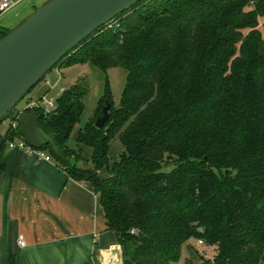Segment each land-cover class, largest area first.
I'll list each match as a JSON object with an SVG mask.
<instances>
[{
    "label": "trees",
    "instance_id": "16d2710c",
    "mask_svg": "<svg viewBox=\"0 0 264 264\" xmlns=\"http://www.w3.org/2000/svg\"><path fill=\"white\" fill-rule=\"evenodd\" d=\"M261 17L264 0H141L53 67L88 63L104 74L97 109L72 146L84 80L64 88L49 115L23 110L39 115L61 157L42 148L99 197L121 264H264ZM112 67L126 71L118 106L109 98ZM106 100L109 119L98 128ZM14 137L17 125L6 135ZM112 140L121 150L110 163ZM199 239L216 247L213 258L198 255L191 242Z\"/></svg>",
    "mask_w": 264,
    "mask_h": 264
},
{
    "label": "crops",
    "instance_id": "0c3cea01",
    "mask_svg": "<svg viewBox=\"0 0 264 264\" xmlns=\"http://www.w3.org/2000/svg\"><path fill=\"white\" fill-rule=\"evenodd\" d=\"M11 1L13 5L0 14V28L7 31L47 0ZM62 77L59 68H53L32 95L28 94L33 88L26 93V105L41 96L56 98L66 88ZM47 79L51 85L45 83ZM26 105L15 106V112ZM2 121L0 264H101L107 262L112 247L118 248L121 264L120 245L114 232L106 228L104 210L89 183L70 177L54 159L45 161L25 150L9 148L6 135L16 123ZM80 128L70 138L74 140ZM85 151L89 153L88 148ZM19 235L24 238L23 246L18 243Z\"/></svg>",
    "mask_w": 264,
    "mask_h": 264
},
{
    "label": "water",
    "instance_id": "95a60500",
    "mask_svg": "<svg viewBox=\"0 0 264 264\" xmlns=\"http://www.w3.org/2000/svg\"><path fill=\"white\" fill-rule=\"evenodd\" d=\"M141 0H47L0 38V121L9 118L31 146L49 145L61 157L51 137L39 127L35 111L11 113L17 102L57 62L101 25ZM105 101L94 125L109 119ZM170 158V156H168ZM118 248L109 250L107 262L119 264Z\"/></svg>",
    "mask_w": 264,
    "mask_h": 264
},
{
    "label": "rangeland",
    "instance_id": "374dc122",
    "mask_svg": "<svg viewBox=\"0 0 264 264\" xmlns=\"http://www.w3.org/2000/svg\"><path fill=\"white\" fill-rule=\"evenodd\" d=\"M158 3H160L162 0H155ZM147 4V2H145ZM151 3V2H150ZM144 6H141V9H143ZM1 14V13H0ZM3 16V13L1 14ZM264 17L260 18V29L264 33ZM57 68V67H55ZM59 72L61 75H63L61 79V83L65 85L66 87L71 86L72 84L84 80L86 83L87 93L83 98V110L81 112V115L79 117V121L76 123L72 130V135H74L75 131L79 127H83L89 119H91L97 109L98 106V100L104 93V79H103V72L94 67L91 66L88 63H79L74 64L68 67H61L59 68ZM48 74V73H47ZM46 74V75H47ZM106 78L108 80V87L110 91L109 98L113 102L114 106H118L120 103V98L122 94V90L124 88L125 79H126V71L121 67H112L107 69L106 72ZM42 80L33 87L30 94L32 95L33 91L40 85ZM28 95L23 96L16 104L17 108H23L26 105V101L28 99ZM102 106L104 103L101 104ZM97 115H100V109L96 112ZM96 115V116H97ZM3 123H9V118H5ZM74 140L72 138L69 139L68 144L70 146L73 145ZM121 145L118 140H112L110 142L109 146V162L112 163L118 158V153L120 152ZM83 155L86 156V151L83 150ZM73 159V158H72ZM80 165L83 163L82 161L78 162ZM89 163V162H88ZM90 164V163H89ZM101 174H104V170H101ZM191 245L196 248L198 255H200L202 258H213L216 254V247L215 246H209L207 244L205 245H198L197 242L193 241L191 242ZM184 253L185 250H182V256L181 261L184 259Z\"/></svg>",
    "mask_w": 264,
    "mask_h": 264
},
{
    "label": "built area",
    "instance_id": "2783aa9c",
    "mask_svg": "<svg viewBox=\"0 0 264 264\" xmlns=\"http://www.w3.org/2000/svg\"><path fill=\"white\" fill-rule=\"evenodd\" d=\"M13 5V2L11 0H2L0 1V13L9 9ZM45 83L48 85H51L52 83L50 80H45ZM26 108L34 110L39 109L43 114L49 115L51 114L54 109L56 108V101L55 97L53 96H41L40 98L31 99L28 101ZM16 125L14 124L13 127ZM7 146L9 148H19L22 150H25L29 153L34 154L38 159H42L45 161H52L53 157L49 154L48 151H46L43 148H35L31 145H29L22 137L13 138L7 142ZM131 232H134L132 229ZM198 245H205V242L203 240H197L196 241ZM18 243L19 245L23 246L25 245V241L22 235L18 236Z\"/></svg>",
    "mask_w": 264,
    "mask_h": 264
}]
</instances>
